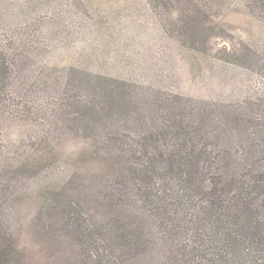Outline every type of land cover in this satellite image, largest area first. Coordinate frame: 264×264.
<instances>
[{
	"label": "rangeland",
	"instance_id": "obj_1",
	"mask_svg": "<svg viewBox=\"0 0 264 264\" xmlns=\"http://www.w3.org/2000/svg\"><path fill=\"white\" fill-rule=\"evenodd\" d=\"M245 4L213 18L196 0H0L17 112L0 113V264L164 263L157 223L115 205V167L146 133L198 115L237 172L258 155L264 18ZM121 217L146 240L127 257L101 234Z\"/></svg>",
	"mask_w": 264,
	"mask_h": 264
},
{
	"label": "trees",
	"instance_id": "obj_2",
	"mask_svg": "<svg viewBox=\"0 0 264 264\" xmlns=\"http://www.w3.org/2000/svg\"><path fill=\"white\" fill-rule=\"evenodd\" d=\"M244 1L250 12L264 18V0ZM196 2L199 17L217 18L226 0ZM11 65L0 48L3 114L17 113L6 103ZM257 105L262 113L255 122L259 128L264 126V98ZM190 120L166 124L129 147L123 163L118 161L115 167L120 175L115 205H128L135 217L147 215L157 223L167 248L163 264H264V216L259 204L264 202V132L256 134L258 155L251 151V159L237 172L209 146L214 143L213 133L205 129L204 117ZM252 123L248 121V129ZM104 202L110 204L107 198ZM120 219V227L116 221L105 222L101 234L115 235L119 255L127 257L144 247L146 240L140 220ZM102 241L106 248H114L107 238ZM102 255L110 262L105 252Z\"/></svg>",
	"mask_w": 264,
	"mask_h": 264
}]
</instances>
